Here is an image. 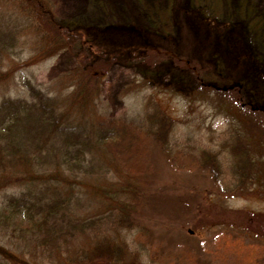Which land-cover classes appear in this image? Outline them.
I'll list each match as a JSON object with an SVG mask.
<instances>
[{
  "label": "trees",
  "instance_id": "16d2710c",
  "mask_svg": "<svg viewBox=\"0 0 264 264\" xmlns=\"http://www.w3.org/2000/svg\"><path fill=\"white\" fill-rule=\"evenodd\" d=\"M181 1L169 0L162 14H158L162 32L168 27H179V42L168 44L172 46L170 51L167 41L174 38L161 31L153 32L156 43L143 37L141 43L136 26L130 24L103 20L92 25L60 20L53 0H0V81L11 77L20 67H31L65 50L74 56L76 65H81L80 53L91 57L94 47L97 53L110 51V56L106 55L109 63L125 60L135 66L141 59L147 60V70L142 71L155 76L150 78L151 86L162 75H158V66L167 65L166 61H172L169 63L173 71L183 62L182 73L178 75L176 71V78L183 79L192 73L198 80L202 71L207 72L196 60L199 53L192 54V50L203 46L202 37L206 38L205 47L209 46L214 31L204 0H190L191 7L185 6L182 13ZM100 2L103 13L109 15L105 1ZM171 10L179 20L170 18L167 25L166 13ZM144 30L148 35L149 29H142V33ZM31 42L35 45L32 50ZM100 43L108 45L101 48ZM124 52L127 57L123 55L120 60ZM211 58L215 56L212 54ZM215 60L217 69L219 64ZM99 62L95 74H78L80 85L75 96L49 94L33 78L25 77L21 78L25 96L0 97V264H93L96 260L122 264L128 255L136 260L145 252L144 243H138L134 249L124 241L117 242V236L119 231L145 228L138 214H142L149 199L148 145H155L169 161L177 158L181 167H194L195 160L186 154V148L181 149V155L173 154L174 120L157 103L144 112L145 118L131 122L102 114L95 107L86 108L88 99L95 104L108 69L101 59ZM142 71L136 74L144 75ZM215 81L214 77L212 85L200 86H213L231 100L237 97L236 84L225 86ZM241 106L245 107V103ZM224 135L227 138L223 146L232 156V165L230 180L219 189L243 195L254 182V161L238 130ZM224 149L218 153L202 148L197 162L220 184L224 172L220 156ZM231 251L236 254L234 264H257V258L264 257V253L255 251ZM163 254L168 258L160 264L187 262L183 252L165 250ZM226 256L223 262L228 259Z\"/></svg>",
  "mask_w": 264,
  "mask_h": 264
},
{
  "label": "rangeland",
  "instance_id": "374dc122",
  "mask_svg": "<svg viewBox=\"0 0 264 264\" xmlns=\"http://www.w3.org/2000/svg\"><path fill=\"white\" fill-rule=\"evenodd\" d=\"M53 1L60 20L91 22L92 25H99L103 20L110 24H130L136 26L141 36L138 34L139 41L151 38L155 43L153 32L161 31L162 24L158 14H162L169 3V0H104V6L110 12L105 15L100 0ZM204 2L208 9L206 12L210 13L207 18L215 38L205 47L206 38L202 37L204 47L200 44L198 50L197 47L192 50V54L195 51L199 53L196 60L207 72L202 71L198 80L192 73L183 79L176 78V71L180 75L183 62L178 64V70L173 71L172 61H166L167 65L158 66V75H162L151 86L150 78L155 76L150 77L142 71L147 70V60L141 59L131 66L121 60L123 55L127 57L124 52L120 63H109L106 55L110 56V51L109 54L97 53L94 47L91 57L80 53L81 65H76L74 56L65 50L43 58L31 67H20L11 77L0 81V97L25 96L21 85V78L25 77L33 78L34 83L47 89L49 94L75 96L80 85V73L95 74L101 59L108 69L94 98L95 104L88 99L86 108L95 107L102 114L131 122L134 118H145L144 112L152 103H157L174 120L171 133L173 154L181 155V149L186 148V154L195 160L194 167L190 170L181 167L177 158L172 157L173 161H169L155 145H148L150 169L146 175L149 199L142 214H138L145 228L138 226L132 231H119L117 236V242L124 241L134 249L143 242L145 252L136 260L128 255L122 264H160L168 258L163 254L165 250L183 252L186 264H234L235 253L231 250L242 254L264 253V0ZM191 4L190 0L181 1L180 12ZM170 18L179 20L172 10L166 13L167 25ZM144 28L149 29L148 35L145 30V35L142 33ZM178 30L179 27L173 26L160 32L174 38V41H167L170 51L172 46L168 44L179 42ZM32 33L29 35L34 40ZM30 44L32 50L34 42ZM106 45L100 43L101 48ZM211 53L214 59H210ZM215 59L219 64L217 69ZM138 70L145 76L136 74ZM212 75H215L212 80L215 77L225 86L236 84L237 97L231 100L220 90L215 91L213 86L202 88L200 84H213ZM244 103L245 107H242ZM235 129L245 139L254 161V182L243 195H231L219 189L230 180L232 165V156L223 146L227 138L224 134ZM202 148L217 152L224 149L220 156L224 171L222 184L221 181L215 182L209 170L197 164ZM224 256L228 259L223 262ZM156 257L160 259L154 261ZM93 264L109 263L96 260ZM257 264H264L263 256L257 258Z\"/></svg>",
  "mask_w": 264,
  "mask_h": 264
}]
</instances>
